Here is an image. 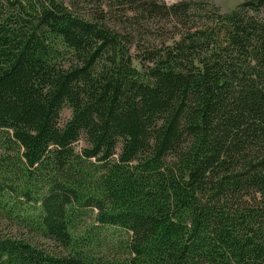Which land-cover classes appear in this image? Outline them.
Masks as SVG:
<instances>
[{
    "label": "trees",
    "instance_id": "trees-1",
    "mask_svg": "<svg viewBox=\"0 0 264 264\" xmlns=\"http://www.w3.org/2000/svg\"><path fill=\"white\" fill-rule=\"evenodd\" d=\"M0 134V264H264V0H0Z\"/></svg>",
    "mask_w": 264,
    "mask_h": 264
},
{
    "label": "rangeland",
    "instance_id": "rangeland-1",
    "mask_svg": "<svg viewBox=\"0 0 264 264\" xmlns=\"http://www.w3.org/2000/svg\"><path fill=\"white\" fill-rule=\"evenodd\" d=\"M162 2H165L168 5H173L175 3H180V2H185V1H194V2H205L208 4H212L216 6L221 13H230L234 10H236L239 6L245 4L248 2V0H161ZM71 117V111L66 108L63 113L61 114L60 122L62 124H65ZM1 135V134H0ZM11 146V145H8ZM7 145H3L0 142V162L1 159L6 158L8 156H13L15 157L17 152H12L11 149ZM86 147V142L84 140H81L77 145H76V150L80 151L82 148ZM18 151V149H17ZM9 158V157H8ZM2 173V170L0 171V174ZM1 214V213H0ZM16 227H14L13 224L9 223L8 221L3 220L0 217V233L1 234H9L12 230V232H16L15 230ZM33 227L29 228L28 230L21 228V231L23 233L22 236H24L27 240L32 241L36 245H39L41 248H45L49 250L50 252L57 251L59 250V247H56L54 243L52 242H47L46 240H35L34 236L31 234V229ZM122 237V236H120ZM128 237V235L123 234L124 240ZM122 259L125 258V255L121 257Z\"/></svg>",
    "mask_w": 264,
    "mask_h": 264
}]
</instances>
